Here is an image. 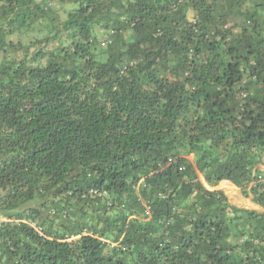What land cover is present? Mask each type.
I'll list each match as a JSON object with an SVG mask.
<instances>
[{
	"label": "trees",
	"instance_id": "16d2710c",
	"mask_svg": "<svg viewBox=\"0 0 264 264\" xmlns=\"http://www.w3.org/2000/svg\"><path fill=\"white\" fill-rule=\"evenodd\" d=\"M0 56V264H264V0H0Z\"/></svg>",
	"mask_w": 264,
	"mask_h": 264
},
{
	"label": "rangeland",
	"instance_id": "374dc122",
	"mask_svg": "<svg viewBox=\"0 0 264 264\" xmlns=\"http://www.w3.org/2000/svg\"><path fill=\"white\" fill-rule=\"evenodd\" d=\"M52 6L55 10H57L59 12V14L61 15L62 20L65 19V14L66 12L70 9L69 6L65 7V8H61V5L58 2H54L52 3ZM14 41H17L16 39H14ZM1 57V56H0ZM260 168L264 171V167ZM199 178L202 181V183L204 184V186H206L207 189L209 190H222L228 197V200L231 204L240 207V208H245V209H254V210H258V211H262V208H260L259 206L255 205L252 202V198L251 197H244L241 193V189L234 186L233 184H231L230 182H223L220 183L218 185V187L212 189L210 188L204 181L203 177L199 174ZM0 219L1 216H0Z\"/></svg>",
	"mask_w": 264,
	"mask_h": 264
},
{
	"label": "built area",
	"instance_id": "2783aa9c",
	"mask_svg": "<svg viewBox=\"0 0 264 264\" xmlns=\"http://www.w3.org/2000/svg\"><path fill=\"white\" fill-rule=\"evenodd\" d=\"M261 183H264V178L261 179ZM6 221H8V220H7V219H4V218L0 219V227H1L2 224H3L4 222H6Z\"/></svg>",
	"mask_w": 264,
	"mask_h": 264
},
{
	"label": "crops",
	"instance_id": "0c3cea01",
	"mask_svg": "<svg viewBox=\"0 0 264 264\" xmlns=\"http://www.w3.org/2000/svg\"><path fill=\"white\" fill-rule=\"evenodd\" d=\"M223 183V182H222ZM217 190V189H216Z\"/></svg>",
	"mask_w": 264,
	"mask_h": 264
}]
</instances>
